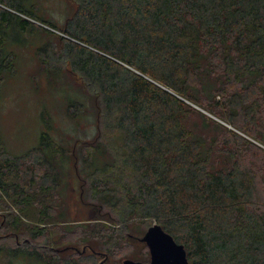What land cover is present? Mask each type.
<instances>
[{
  "label": "trees",
  "instance_id": "16d2710c",
  "mask_svg": "<svg viewBox=\"0 0 264 264\" xmlns=\"http://www.w3.org/2000/svg\"><path fill=\"white\" fill-rule=\"evenodd\" d=\"M59 3L71 37L59 36L61 56L81 84L50 89L65 93L67 129L45 103L32 149L0 150V240L14 245L0 246V264H63L46 252L62 260L68 245L35 238L51 219L67 225L69 163L83 204L112 207L117 223L154 220L188 264H264V167L246 160L253 141L264 154V0ZM40 4L0 0V84L25 34L51 33L30 19L59 29ZM38 58L54 81L60 69ZM196 111L200 126L188 120Z\"/></svg>",
  "mask_w": 264,
  "mask_h": 264
},
{
  "label": "rangeland",
  "instance_id": "374dc122",
  "mask_svg": "<svg viewBox=\"0 0 264 264\" xmlns=\"http://www.w3.org/2000/svg\"><path fill=\"white\" fill-rule=\"evenodd\" d=\"M38 1L41 3L39 9L40 15L55 21L59 29H61L64 17L59 0ZM30 21L37 27L50 30L51 33H46L42 29L37 32L34 29L32 34H25V37L29 38V43L23 47L21 45L20 47H16V51L18 52L16 67H14L13 73L5 75L0 84V150L3 149L6 155L23 154L28 149H32L38 142V137L44 129L41 123L40 110L45 103H47L48 112L54 118V127L61 131L67 129L68 125L64 122L66 117L62 98L65 93L57 91L50 93V89L51 86L59 87L61 85L60 81L65 84V80L81 84L78 76L75 75L74 78L73 75H70L71 73L68 70L70 69L69 64L61 56L63 47L59 36L61 37L62 35L67 39L71 37L65 35L62 29H50L34 18L30 19ZM72 41L85 45L83 42L77 41L76 38L72 39ZM38 56L49 59L51 65L53 64L58 67V70L60 69L61 73H59V76L54 81L48 79L44 73L43 68L45 65L41 63ZM186 102L206 117L218 120V122L230 127L229 124L224 123L221 119L216 118L204 109L193 105L189 101ZM197 111L189 116L188 120L200 126L201 117ZM100 125L103 131H105L104 124ZM95 128L94 133H96ZM230 128L233 129L232 127ZM238 133L242 135V133ZM255 142H252L255 147L250 146L249 148L244 147L242 149L248 148L246 160L250 164L256 163V166L262 165L264 167V154L257 149L262 146ZM26 160L29 163L32 158L30 157ZM65 167L66 174H68V180H66L69 182V185L71 184L72 188L70 193H65L66 201L63 204L64 208L67 209L69 217L65 220L67 225L63 226L65 223L60 221L54 222V219L49 220L51 222L47 224L49 228L43 227L44 230L35 238V242L46 241L55 247H65L68 245L70 248L73 246L80 250L82 246L90 244L97 251L109 255L110 261H108V264H118L121 259H126V257L140 259V257L146 254L147 248L136 237L141 236L142 232L155 221L152 219L131 218L126 224L117 223L115 221V211L112 207L99 208L95 204H83L79 194H77L80 181L75 178L77 175L73 169L74 165L69 163ZM6 201V204L12 206L9 200L6 199ZM14 208L15 206H13L12 210ZM109 218L114 221H108ZM26 221L27 223H32L34 220L29 218ZM41 226L37 225V227ZM1 245L7 247L14 246L13 241L8 239H1ZM25 247L26 245L22 248L25 249ZM69 249L60 256L62 260L58 258L57 253L54 251L47 249L46 253L52 256V258L55 256L63 264H94L93 253L87 247L82 258H77L76 253Z\"/></svg>",
  "mask_w": 264,
  "mask_h": 264
},
{
  "label": "water",
  "instance_id": "95a60500",
  "mask_svg": "<svg viewBox=\"0 0 264 264\" xmlns=\"http://www.w3.org/2000/svg\"><path fill=\"white\" fill-rule=\"evenodd\" d=\"M148 247L150 256L146 264H188L184 245L175 241L173 236L165 232L162 227L154 222L145 231L141 239ZM124 264H144L131 260H123Z\"/></svg>",
  "mask_w": 264,
  "mask_h": 264
},
{
  "label": "flooded vegetation",
  "instance_id": "af4514ba",
  "mask_svg": "<svg viewBox=\"0 0 264 264\" xmlns=\"http://www.w3.org/2000/svg\"><path fill=\"white\" fill-rule=\"evenodd\" d=\"M144 231L142 232L143 234L141 236H137L136 238L138 239V241H140V243H142L146 247L144 241L141 240L142 237H143V235H144ZM71 248L72 249H70V251H73L74 253H76V257L77 258L78 257L79 258L80 257L82 258L83 255H84V253L86 252V249H84L83 246H82V249L81 250L78 249V248L76 249V247H73V246ZM146 248H147L146 254H144L142 257H140V259L139 258H136V257H126V259L131 260V261H134V262H141V263H144V264L149 263L150 262V260H149L150 252H149L148 247H146ZM90 251L93 253V258H94V261L93 262H94V264H108L109 263L108 262V261H110L109 255H107V254H105L103 252L94 250V249H90ZM59 253H61V252H59ZM126 259L125 258L121 259L120 260V263H118V264H124V261L123 260H126Z\"/></svg>",
  "mask_w": 264,
  "mask_h": 264
}]
</instances>
